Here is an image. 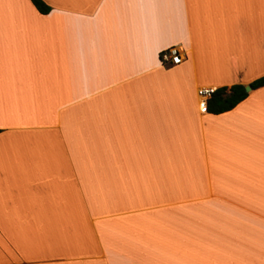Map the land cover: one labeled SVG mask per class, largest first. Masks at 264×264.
<instances>
[{"label":"crops","instance_id":"1","mask_svg":"<svg viewBox=\"0 0 264 264\" xmlns=\"http://www.w3.org/2000/svg\"><path fill=\"white\" fill-rule=\"evenodd\" d=\"M0 0V264H264V0ZM181 46L179 65L160 62Z\"/></svg>","mask_w":264,"mask_h":264},{"label":"trees","instance_id":"2","mask_svg":"<svg viewBox=\"0 0 264 264\" xmlns=\"http://www.w3.org/2000/svg\"><path fill=\"white\" fill-rule=\"evenodd\" d=\"M37 10L46 13L48 7L41 0H30ZM264 86V76L249 84L251 90ZM248 96L243 85H233L227 88L216 89L214 94L208 99L206 110L212 114H219L229 111Z\"/></svg>","mask_w":264,"mask_h":264},{"label":"built area","instance_id":"3","mask_svg":"<svg viewBox=\"0 0 264 264\" xmlns=\"http://www.w3.org/2000/svg\"><path fill=\"white\" fill-rule=\"evenodd\" d=\"M185 51L181 46L170 47L160 54V62L167 65H179L183 62ZM216 89L211 87H201L197 90V95L202 102V106H206L208 99L214 94Z\"/></svg>","mask_w":264,"mask_h":264},{"label":"water","instance_id":"4","mask_svg":"<svg viewBox=\"0 0 264 264\" xmlns=\"http://www.w3.org/2000/svg\"><path fill=\"white\" fill-rule=\"evenodd\" d=\"M250 90H251V88H250L249 86H246V87H245V91H246V92H249Z\"/></svg>","mask_w":264,"mask_h":264}]
</instances>
